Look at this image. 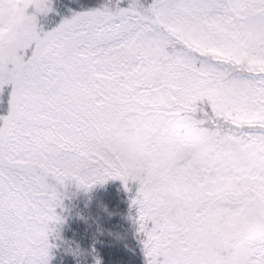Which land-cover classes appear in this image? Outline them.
I'll use <instances>...</instances> for the list:
<instances>
[{"label":"snow or ice","instance_id":"snow-or-ice-1","mask_svg":"<svg viewBox=\"0 0 264 264\" xmlns=\"http://www.w3.org/2000/svg\"><path fill=\"white\" fill-rule=\"evenodd\" d=\"M122 3L44 31L52 0H0V264H50L68 187L116 179L145 264H264V0Z\"/></svg>","mask_w":264,"mask_h":264},{"label":"trees","instance_id":"trees-1","mask_svg":"<svg viewBox=\"0 0 264 264\" xmlns=\"http://www.w3.org/2000/svg\"><path fill=\"white\" fill-rule=\"evenodd\" d=\"M102 0H52L53 11L38 17L44 31L56 27L61 20L70 18L74 12L98 6ZM123 0L121 6H126ZM7 105H0V115L6 114ZM138 185L128 182V190L119 179L109 180L84 192L71 185L65 192L60 226V236L68 248L77 247L85 253L74 256L64 248L53 249L50 264H94L93 255L101 264H145V256L135 223L136 208L131 205ZM58 245V243L55 241ZM95 248L94 254L91 253Z\"/></svg>","mask_w":264,"mask_h":264},{"label":"rangeland","instance_id":"rangeland-1","mask_svg":"<svg viewBox=\"0 0 264 264\" xmlns=\"http://www.w3.org/2000/svg\"><path fill=\"white\" fill-rule=\"evenodd\" d=\"M57 243H58V246H59V248L62 246L63 248H64V251H66V249H67V247H68V245H69V243H64V239H61V240H58V241H56ZM134 244H141L140 243V240H135L134 241Z\"/></svg>","mask_w":264,"mask_h":264}]
</instances>
